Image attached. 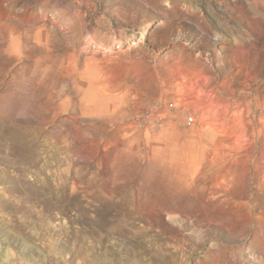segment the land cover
<instances>
[{
	"label": "rangeland",
	"instance_id": "1",
	"mask_svg": "<svg viewBox=\"0 0 264 264\" xmlns=\"http://www.w3.org/2000/svg\"><path fill=\"white\" fill-rule=\"evenodd\" d=\"M0 264H264V0H0Z\"/></svg>",
	"mask_w": 264,
	"mask_h": 264
},
{
	"label": "built area",
	"instance_id": "2",
	"mask_svg": "<svg viewBox=\"0 0 264 264\" xmlns=\"http://www.w3.org/2000/svg\"><path fill=\"white\" fill-rule=\"evenodd\" d=\"M150 116L153 117V116H154V113L151 112V113H150ZM155 116H156V115H155ZM158 118L161 119L160 117H158ZM192 121H193V118L191 117V118L189 119V123H191Z\"/></svg>",
	"mask_w": 264,
	"mask_h": 264
}]
</instances>
